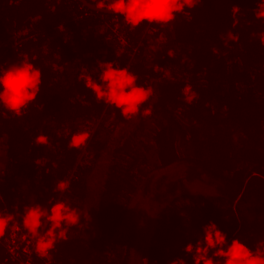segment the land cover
Wrapping results in <instances>:
<instances>
[{"label": "trees", "instance_id": "obj_1", "mask_svg": "<svg viewBox=\"0 0 264 264\" xmlns=\"http://www.w3.org/2000/svg\"><path fill=\"white\" fill-rule=\"evenodd\" d=\"M233 6L240 8L235 27ZM256 7V0H202L170 25L145 21L130 31L122 17L80 0H0V44L13 38L0 45V68L27 58L41 71L40 93L21 117L0 106L2 210L14 215L7 231L22 226L25 206L63 200L72 207L71 199L81 223L57 241L51 264H130L132 236L137 264H170L177 257L193 264L184 247L195 245L210 221L225 233V247L239 238L264 252V45L258 39L264 21L255 19ZM228 31L239 39L225 47L221 35ZM97 61L127 66L138 85L151 87L142 106L151 114L125 120L98 102L78 78L86 67L99 82ZM186 84L197 93L190 104L181 93ZM87 121L95 128L86 146L69 148L70 136ZM37 135L48 144H35ZM104 151L108 159L99 163ZM160 168L177 172L154 182L173 181L171 191L145 189L141 208L149 212L167 193L171 198L128 230L130 201ZM58 180L69 181L66 191H53ZM186 182L205 192L173 194Z\"/></svg>", "mask_w": 264, "mask_h": 264}, {"label": "clouds", "instance_id": "obj_2", "mask_svg": "<svg viewBox=\"0 0 264 264\" xmlns=\"http://www.w3.org/2000/svg\"><path fill=\"white\" fill-rule=\"evenodd\" d=\"M202 0H96L97 9H105L113 15L122 17L123 22L129 26V30L136 29L143 22L149 25H170L176 20L177 15H186V10L195 8ZM257 7L254 10V17L264 21V0H256ZM240 8L233 6L232 26L239 22ZM255 37L256 34L254 33ZM225 47L229 41H237L238 34L228 31L221 35ZM258 39L264 45V32L259 33ZM217 53L216 48L212 49ZM167 55L173 56L171 49ZM114 63L116 66H113ZM100 69L99 82L93 78L85 67L78 77L95 96L98 102L118 109L120 115L125 120L134 119L137 115L148 116L151 108L143 107L147 105L153 95L151 87L137 84V76L129 70L127 66H119L117 62L97 61ZM154 71H162L165 77L170 73L163 67L155 65ZM41 71L29 62L27 58L20 63L8 67L0 68V106L17 117H21L28 106L36 100L40 93ZM181 93L186 103H192L197 98V93L190 84H186ZM90 133L86 130H78L70 136L68 147L81 149L86 146ZM35 144L47 145L48 137L37 135ZM3 174L0 173V177ZM69 187L68 180H58L55 182L54 192H64ZM3 195L0 194V238H3L14 220V215L5 214L2 210ZM21 224L28 236L32 238L33 251L41 259L48 258L50 252L55 248L60 239H66L67 229L81 223L80 213L70 207L65 201L57 200L51 203L48 208H43L39 204L25 206L21 217ZM47 224L45 231L40 229ZM226 244V235L220 231L216 224L209 222L203 227L196 244L188 243L184 247L186 253H192L193 264H264V252L249 249L239 238H233ZM213 250L209 255V250ZM170 264H185L182 258H175Z\"/></svg>", "mask_w": 264, "mask_h": 264}, {"label": "rangeland", "instance_id": "obj_3", "mask_svg": "<svg viewBox=\"0 0 264 264\" xmlns=\"http://www.w3.org/2000/svg\"><path fill=\"white\" fill-rule=\"evenodd\" d=\"M111 23H112V25H114V27L120 26L119 22L116 20H111ZM12 41H13V38H9L6 42H2L0 45L6 46L7 43L12 42ZM150 50H151V48H150ZM94 126H95V123L92 121L81 122V123H79L78 130H86L91 134L95 128ZM122 131L120 133H122ZM110 142H112V141H110ZM2 156L3 155L1 153V144H0V167L2 166V162H3ZM149 158L151 160V155H149ZM107 159H108V155L104 151V153H102V156H101V160H100L101 162L99 161V163L106 162ZM176 173H177L176 170H171L168 168L156 169V170L151 171L150 177L152 176V178H153L152 181L150 179H148L149 177H147L142 181V183L139 184L137 193L134 195V197L130 201V204H131L130 213L128 214L127 219H126V225H127V227H129L128 230L134 231L136 227H140L141 226L140 223H142V220L143 219L145 220V219H148L149 217H151V215H152L151 212H153L154 210H156L158 208L157 205L162 206L164 204V202L167 201V199L171 198V195L167 193L166 195H164L162 198H160L157 201L155 209H152V211L146 212L145 211L146 209L144 210L141 208V207L145 208V205L142 203V200L145 199V198H143V195L145 194V192H143V191L145 189L148 191V193L154 192V191H158V192L159 191L160 192L161 191H171V186H172L173 181L165 179L163 181V183H161L158 186H156L154 182L156 179H158L161 176H165L166 178H168V177L174 176ZM99 176H100L99 174L94 175L91 183L93 184V183H95V181H98ZM203 191L205 192V188L201 187L200 183L186 182L185 184L184 183L179 184L176 187V190L172 191V192H173V194H178V195H180L181 193L182 194L186 193V194H194L195 195V194H199ZM66 200H68V202L69 201L71 202L72 207L75 205V202L71 201V199H66ZM146 200H147V197H146ZM146 200H145V202H146ZM133 237L134 236H132V238L130 239L131 245H133L132 246L133 250L130 254V261H131L130 264H137V261H135L134 258L136 257V253H137L136 247L138 246V242L135 243V241L133 240L134 239ZM137 237H138L137 239L139 241V236H137Z\"/></svg>", "mask_w": 264, "mask_h": 264}, {"label": "built area", "instance_id": "obj_4", "mask_svg": "<svg viewBox=\"0 0 264 264\" xmlns=\"http://www.w3.org/2000/svg\"><path fill=\"white\" fill-rule=\"evenodd\" d=\"M33 244L23 226L15 224L7 231L0 264H35L33 257L37 255L33 251ZM40 262L39 264H51V254Z\"/></svg>", "mask_w": 264, "mask_h": 264}, {"label": "water", "instance_id": "obj_5", "mask_svg": "<svg viewBox=\"0 0 264 264\" xmlns=\"http://www.w3.org/2000/svg\"><path fill=\"white\" fill-rule=\"evenodd\" d=\"M84 5H86L87 7L91 8V9H94V10H97V11H101V12H108V13H111L110 11H107L105 9H97L95 7V4L87 1V0H80Z\"/></svg>", "mask_w": 264, "mask_h": 264}]
</instances>
